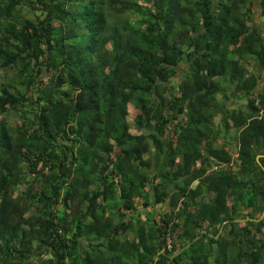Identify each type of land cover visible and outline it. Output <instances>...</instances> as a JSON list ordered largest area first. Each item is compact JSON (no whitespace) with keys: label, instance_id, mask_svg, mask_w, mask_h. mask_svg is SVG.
Instances as JSON below:
<instances>
[{"label":"trees","instance_id":"1","mask_svg":"<svg viewBox=\"0 0 264 264\" xmlns=\"http://www.w3.org/2000/svg\"><path fill=\"white\" fill-rule=\"evenodd\" d=\"M1 71L0 264H264V0H0Z\"/></svg>","mask_w":264,"mask_h":264},{"label":"water","instance_id":"2","mask_svg":"<svg viewBox=\"0 0 264 264\" xmlns=\"http://www.w3.org/2000/svg\"><path fill=\"white\" fill-rule=\"evenodd\" d=\"M264 215V208L263 210L261 211L260 213V216L257 217V218H251L249 216H245V217H237V218H234L233 220L234 221H239V222H244L246 220H249V219H252V220H259L262 216ZM228 220H225V222H227ZM205 230L202 229L201 232H204ZM214 237H217V235H214ZM198 238V235L194 236V238L187 244H185L182 248H180L176 253H178L179 251H181L182 249H184L185 247H187L191 242H193L194 240H196ZM174 254L171 255V257L173 256ZM176 264V263H175Z\"/></svg>","mask_w":264,"mask_h":264},{"label":"rangeland","instance_id":"3","mask_svg":"<svg viewBox=\"0 0 264 264\" xmlns=\"http://www.w3.org/2000/svg\"><path fill=\"white\" fill-rule=\"evenodd\" d=\"M3 74H4V72L1 71V72H0V77H1V78L3 77ZM8 117L10 118V120H11L12 122L14 121V116H13L12 114H9ZM131 130H132L133 132H136V129H135V127H134L133 125L131 126ZM236 134H237V130H234V131L232 132L231 136L229 137V139L232 140V143H235Z\"/></svg>","mask_w":264,"mask_h":264}]
</instances>
